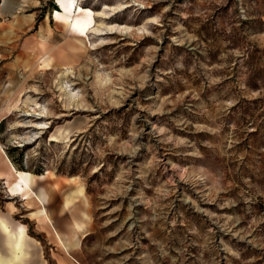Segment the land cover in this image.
<instances>
[{
  "label": "rangeland",
  "instance_id": "374dc122",
  "mask_svg": "<svg viewBox=\"0 0 264 264\" xmlns=\"http://www.w3.org/2000/svg\"><path fill=\"white\" fill-rule=\"evenodd\" d=\"M78 4L131 29L80 42L57 0H0V143L45 175L40 204L64 234L31 226V256L264 264V0ZM17 202L0 192L28 222Z\"/></svg>",
  "mask_w": 264,
  "mask_h": 264
},
{
  "label": "bare ground",
  "instance_id": "6f19581e",
  "mask_svg": "<svg viewBox=\"0 0 264 264\" xmlns=\"http://www.w3.org/2000/svg\"><path fill=\"white\" fill-rule=\"evenodd\" d=\"M57 1L63 12L62 13L56 12V16H58L65 22V25L69 28L70 32L76 35L77 40H79L80 42H84V38H86L90 34H94L95 36H100L105 34L104 33L105 31L108 32L110 31V33H114L121 28H124L125 30L131 29L130 27L117 25V24H112L106 28H103L101 26L103 24L102 22L96 23L95 17L102 19H108L111 17L109 14L110 12H106V10H111V8L107 5H105L102 11L93 12L91 10L88 11L84 10L78 4V0H57ZM128 5L129 4H127V6ZM119 8L120 7H115L113 9L116 12V10H119ZM62 88L64 89V91H67L66 88H64L63 86ZM68 95L74 100L78 97L71 91H68ZM44 110L45 109H42L40 113H38V115L41 117H45L46 115L44 114L45 113ZM9 111H11L10 108L8 109V112ZM27 115H30V113H27ZM42 124L44 125V123ZM40 128L43 129L46 127H40ZM15 175H16V179L14 181H10V179H7L9 192L14 197L20 196L22 199H26V200L30 199L31 196H34L39 203L44 204V202L47 199V194L45 193L44 190H40L39 193H34V186L37 183V179H42L44 178L45 175L43 174L37 175L30 171L19 170V169H15ZM38 215H39V219L42 220L49 219L46 209L44 207H42L38 211ZM0 226L5 235L6 249H7L6 253H2L0 251V264H20L22 262H25L27 259H29L31 257V253L27 247L28 242L26 240L25 228L19 227L16 230H11L9 225L2 218H0ZM58 237L63 247L67 251H70L72 245L67 240V238L63 237L62 235H59ZM74 244H79V239H77Z\"/></svg>",
  "mask_w": 264,
  "mask_h": 264
},
{
  "label": "crops",
  "instance_id": "0c3cea01",
  "mask_svg": "<svg viewBox=\"0 0 264 264\" xmlns=\"http://www.w3.org/2000/svg\"><path fill=\"white\" fill-rule=\"evenodd\" d=\"M10 113H3L0 110V123L3 119H5ZM2 144L0 143V192L4 193V195H8V198L10 200H18L17 204H19L20 207H22L25 211V214L22 215L23 218L28 219V222H24L21 219L17 218V211H14L11 209L12 207L6 206L4 209L0 208V218L4 219L6 223L9 225L11 230H16L19 225H24L27 228V233L30 236V240L27 244H42L36 237V235L31 234V226L34 227L33 231H35L37 234L38 233H44L48 235L47 237L53 236L54 238L56 236V231L59 233L62 232L60 231L57 226L55 225L54 221L52 222L46 221L39 219L36 216H32L33 213L37 212L38 210L41 209L42 204H40L34 196H31L30 199H22L20 196L18 197H12L9 195V190H8V184H7V179H10V181H14L16 179L15 175V169L17 167L14 165V163L11 161L9 156L5 154V151L2 148ZM39 179H37V184L34 186L35 191H39L40 189L42 190L41 187L38 185ZM44 190V189H43ZM46 193V192H45ZM47 194V193H46ZM20 197V198H19ZM21 199V200H20ZM10 204H14V201L9 202ZM48 206V202L46 207ZM15 209L17 210V206H15ZM47 210L49 212L50 217L51 211H49L48 207ZM63 236V232L61 233ZM52 242V241H51ZM55 243V242H54ZM0 244H6L5 240V235L2 231V228L0 226ZM56 244V243H55ZM2 245H0L1 248ZM23 264H42L41 258L32 255L26 263Z\"/></svg>",
  "mask_w": 264,
  "mask_h": 264
},
{
  "label": "trees",
  "instance_id": "16d2710c",
  "mask_svg": "<svg viewBox=\"0 0 264 264\" xmlns=\"http://www.w3.org/2000/svg\"><path fill=\"white\" fill-rule=\"evenodd\" d=\"M12 162L14 163V165H15L19 170L31 171V170H27V169H25V168L21 165L20 161L14 159V158L12 159ZM34 174H40V172H34Z\"/></svg>",
  "mask_w": 264,
  "mask_h": 264
}]
</instances>
